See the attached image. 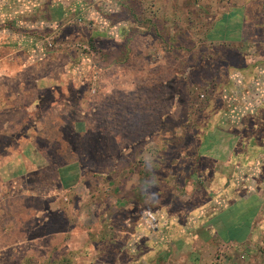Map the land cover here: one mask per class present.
I'll return each instance as SVG.
<instances>
[{"label": "rangeland", "instance_id": "1", "mask_svg": "<svg viewBox=\"0 0 264 264\" xmlns=\"http://www.w3.org/2000/svg\"><path fill=\"white\" fill-rule=\"evenodd\" d=\"M233 1L129 0L123 11L109 0H73L62 46L25 79L65 73L62 133L39 142L52 163L76 161L81 175L66 187L48 168L30 177L47 198L0 197V264H121L118 230L144 210L197 207L230 187V153L218 146L237 133L247 143L257 125L264 133V0H243V38L212 37ZM74 66L84 81L90 66L99 70L95 93L72 86Z\"/></svg>", "mask_w": 264, "mask_h": 264}, {"label": "crops", "instance_id": "2", "mask_svg": "<svg viewBox=\"0 0 264 264\" xmlns=\"http://www.w3.org/2000/svg\"><path fill=\"white\" fill-rule=\"evenodd\" d=\"M0 1V28L11 18L13 22L27 19V15H18L14 10L21 7L20 0ZM29 1L34 11L27 21L38 23L44 31L56 27L62 35L64 15L73 0L26 2ZM7 2L13 8H6ZM109 2L113 6L117 2L124 11L129 0ZM246 6L249 4L243 0L233 1L224 17L217 21L219 30L212 37L224 41L243 38ZM106 14V19L113 16L110 12ZM13 39L20 41L18 37ZM4 40L0 36V137L8 136L10 140L5 145L0 144V197L47 198V193L39 194L30 185L32 174L41 177L42 172L54 168L66 187L77 185L78 175H81L76 161L52 163L46 148L39 142L53 135L58 140L62 133L63 113L59 110L68 102L65 88L69 85L65 84V73L55 70L42 71L30 84L25 75L38 73L53 53L48 59L30 62L22 44L17 46ZM14 64L19 66L18 70L10 69ZM76 72L75 66L67 68L66 72L73 74L74 87L81 83ZM44 91L51 97L47 103ZM44 104L47 108L43 112ZM48 126L54 132L47 130ZM253 132L257 133L255 139H249L245 146L239 141V133L235 134L237 139H232L231 146L225 140L218 146L221 152L230 153L234 168L230 187L221 188L213 195L204 194V204L201 202L197 207L175 209L169 202L168 206L144 210L133 224L120 227L121 264H264V133L259 128ZM54 203L49 202L51 206ZM145 236L146 245L140 247L139 239L141 243ZM127 251L131 256L125 259Z\"/></svg>", "mask_w": 264, "mask_h": 264}, {"label": "built area", "instance_id": "3", "mask_svg": "<svg viewBox=\"0 0 264 264\" xmlns=\"http://www.w3.org/2000/svg\"><path fill=\"white\" fill-rule=\"evenodd\" d=\"M27 0H20L21 7H18V9H14L18 15H27V19L22 20H15L14 22L11 21L14 18L9 19L10 22H3L1 24L0 28V36L4 37V42L6 43H15L17 46L21 45L28 53V60L31 62H35L42 59H48L54 51L58 50V48L61 45V33L57 31L56 27H54L51 31H44L45 28L42 27L40 30L38 23H29L28 17H32L30 14L34 11L33 5L29 2H26ZM13 5L9 4L7 2V6ZM19 6V5H18ZM9 9V7H8ZM24 18V17H21ZM105 18V17H104ZM76 22L80 21V18L75 19ZM95 21V19H93ZM106 20V19H104ZM57 26V25H56ZM31 30H34V32H31ZM108 33H112L109 32ZM14 37H18L20 41H14L11 40ZM79 47L81 48V51H84L86 56L90 59L91 56H94L95 51L93 47L88 43H78ZM76 47V45H73ZM88 71L91 72L89 75V79L85 81L83 80L84 75H82L81 70H77L76 74L78 75L77 78L81 80L80 84L87 83L88 86L91 89V92L95 93L97 88L100 86V75L99 70H97L94 67L90 66V69ZM221 257V256H219ZM218 257V258H219Z\"/></svg>", "mask_w": 264, "mask_h": 264}, {"label": "trees", "instance_id": "4", "mask_svg": "<svg viewBox=\"0 0 264 264\" xmlns=\"http://www.w3.org/2000/svg\"><path fill=\"white\" fill-rule=\"evenodd\" d=\"M263 121H264V116H263V119H262ZM255 128H258V125L257 126H255L254 128H253V130L255 129ZM253 130H252V132H253ZM255 135H257V133L255 132L253 135H251V137H250V139H255ZM249 143V140H248V142L247 143H244L243 145L245 146L246 144H248Z\"/></svg>", "mask_w": 264, "mask_h": 264}]
</instances>
